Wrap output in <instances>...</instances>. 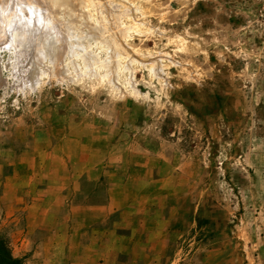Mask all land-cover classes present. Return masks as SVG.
<instances>
[{"label":"rangeland","instance_id":"rangeland-1","mask_svg":"<svg viewBox=\"0 0 264 264\" xmlns=\"http://www.w3.org/2000/svg\"><path fill=\"white\" fill-rule=\"evenodd\" d=\"M108 1L136 19L128 49L160 59L157 78L134 66L132 86L127 72L117 88L70 72L32 89L30 52L0 53V234L13 257L264 264V0Z\"/></svg>","mask_w":264,"mask_h":264},{"label":"bare ground","instance_id":"bare-ground-1","mask_svg":"<svg viewBox=\"0 0 264 264\" xmlns=\"http://www.w3.org/2000/svg\"><path fill=\"white\" fill-rule=\"evenodd\" d=\"M126 1L120 0L119 5ZM7 3L0 53L5 49L10 51V45L15 50L30 52L28 83L32 89L44 76L46 79L50 75L65 77L70 72L85 74L89 79L99 77L115 88L122 74L127 72L129 76H123V81L127 78L126 83L132 86L134 66L154 78L162 69L160 59H152L149 63L134 59L127 41L131 38L130 25L135 24L136 19L131 16L126 19L129 23H125V18L116 10L114 12L108 0H47L52 12L46 10L48 6L43 2L7 0ZM129 6L135 15H140L138 8Z\"/></svg>","mask_w":264,"mask_h":264},{"label":"trees","instance_id":"trees-1","mask_svg":"<svg viewBox=\"0 0 264 264\" xmlns=\"http://www.w3.org/2000/svg\"><path fill=\"white\" fill-rule=\"evenodd\" d=\"M0 264H24L23 261L13 257L8 241L1 234H0Z\"/></svg>","mask_w":264,"mask_h":264}]
</instances>
